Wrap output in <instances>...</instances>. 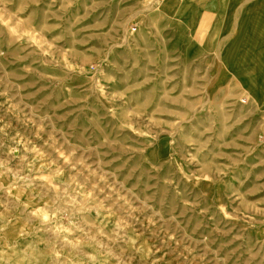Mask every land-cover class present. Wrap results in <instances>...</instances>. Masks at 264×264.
<instances>
[{"label": "rangeland", "instance_id": "obj_1", "mask_svg": "<svg viewBox=\"0 0 264 264\" xmlns=\"http://www.w3.org/2000/svg\"><path fill=\"white\" fill-rule=\"evenodd\" d=\"M161 1L0 0V259L264 264V107L213 84L230 0Z\"/></svg>", "mask_w": 264, "mask_h": 264}, {"label": "bare ground", "instance_id": "obj_2", "mask_svg": "<svg viewBox=\"0 0 264 264\" xmlns=\"http://www.w3.org/2000/svg\"><path fill=\"white\" fill-rule=\"evenodd\" d=\"M238 1L246 0H230L229 7L226 4L220 9V13L225 11L231 17L235 16L236 20L231 21L235 26V35L229 38L231 26L225 22L223 24L224 20L221 21L218 15L214 31L225 34L220 35L216 44H209L216 50L217 58L218 71L213 84L222 82L231 75L250 92L259 107H264V0H254L258 2L257 6L250 3L248 8L235 13L233 10ZM176 5L175 0H163L160 2V11L171 14V9H175Z\"/></svg>", "mask_w": 264, "mask_h": 264}, {"label": "crops", "instance_id": "obj_3", "mask_svg": "<svg viewBox=\"0 0 264 264\" xmlns=\"http://www.w3.org/2000/svg\"><path fill=\"white\" fill-rule=\"evenodd\" d=\"M204 1H205V4H202L201 8L195 7L196 4L194 3V0H192V2H190V0H181L180 2L178 1L175 9H171V11H173V12L171 14H167V15H170V17L173 18L175 12L188 13V12L200 10L202 12H207V13H209V15L211 17H214L215 16L214 12H216L214 10L215 0H204ZM255 4H254V6H255ZM220 9H221V5L218 6V10H217V12H219V13H217V15H219V18L221 19V18H223V16H224L223 13H225V11H223V13H220L221 12ZM187 18L188 19L190 18L189 15L186 16L185 20H187ZM216 18H218V16ZM189 20L186 22H190ZM211 28H212V25H211ZM215 28H216V25H214V27L212 29V31H213V33L211 32L212 35L215 34V31H214ZM3 234L7 235L6 233H3ZM27 247H29V246L27 245ZM16 248H17V246L14 245L10 250H8L7 255H9V256H6V258H1L0 264H66L67 263V261L54 260V259L48 258L46 255V251L44 253L43 252L40 253L37 257H35L34 251L29 250V249H27V251L19 250V252H17V254L15 255L14 253H15ZM21 248H23V246H21ZM0 252L2 254L4 252H6V250L3 248V246H1Z\"/></svg>", "mask_w": 264, "mask_h": 264}]
</instances>
